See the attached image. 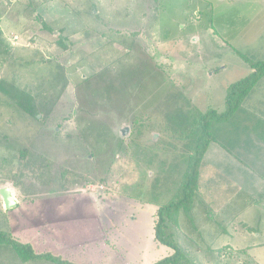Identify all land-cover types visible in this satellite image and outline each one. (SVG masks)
<instances>
[{"label":"rangeland","instance_id":"rangeland-1","mask_svg":"<svg viewBox=\"0 0 264 264\" xmlns=\"http://www.w3.org/2000/svg\"><path fill=\"white\" fill-rule=\"evenodd\" d=\"M0 31V88L21 97L0 90V188L17 199L0 231L78 264L166 255L152 231L191 152L179 120L221 112L242 57L264 60V0H0ZM211 133L176 243L190 264H264V78ZM0 264L55 263L3 245Z\"/></svg>","mask_w":264,"mask_h":264},{"label":"trees","instance_id":"trees-1","mask_svg":"<svg viewBox=\"0 0 264 264\" xmlns=\"http://www.w3.org/2000/svg\"><path fill=\"white\" fill-rule=\"evenodd\" d=\"M8 52V46L3 40L0 31V55ZM242 59L250 65L251 72L245 78L228 86L224 97V109L221 112L215 109H208L203 113L192 115L189 117L191 120H185V118L179 120L180 130L179 133H175L174 137L179 140H186L182 146L190 144L191 152L186 156V168L174 189L171 200L156 207L152 239L159 246L167 249L168 253L150 264H190L187 252L179 247L174 235L179 232L180 215L183 214L188 219L193 214L195 195L199 189V170H201L203 165L202 161L209 145L218 142L211 133V128L216 123L228 121L237 113L254 87L264 78V60L250 61L245 57H242ZM0 90L20 104L19 98L21 97L12 86L10 89L5 88V90L1 87ZM21 95L23 96V93ZM181 128L185 130L183 134H180L183 132ZM3 245L12 249L19 260L24 263L43 259L55 264H78L61 259L51 253L36 252L29 243L20 242L9 233L6 234L0 231V246Z\"/></svg>","mask_w":264,"mask_h":264},{"label":"water","instance_id":"water-1","mask_svg":"<svg viewBox=\"0 0 264 264\" xmlns=\"http://www.w3.org/2000/svg\"><path fill=\"white\" fill-rule=\"evenodd\" d=\"M126 132V128L122 129V134H125ZM0 199L2 201L4 210L14 208L17 203L8 186L0 188Z\"/></svg>","mask_w":264,"mask_h":264},{"label":"crops","instance_id":"crops-1","mask_svg":"<svg viewBox=\"0 0 264 264\" xmlns=\"http://www.w3.org/2000/svg\"><path fill=\"white\" fill-rule=\"evenodd\" d=\"M10 191H11V189H10ZM11 193H12V195H13V192L11 191ZM13 197H14V195H13ZM15 198V197H14ZM15 200H16V202H17V199L15 198ZM262 200H263V198H262ZM263 203H264V201H263ZM16 205H17V203H16ZM16 205H15V207H16Z\"/></svg>","mask_w":264,"mask_h":264}]
</instances>
